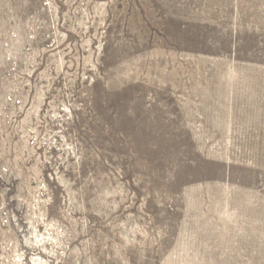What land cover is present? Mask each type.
<instances>
[{
	"label": "rangeland",
	"instance_id": "obj_1",
	"mask_svg": "<svg viewBox=\"0 0 264 264\" xmlns=\"http://www.w3.org/2000/svg\"><path fill=\"white\" fill-rule=\"evenodd\" d=\"M0 264H264V0H0Z\"/></svg>",
	"mask_w": 264,
	"mask_h": 264
}]
</instances>
